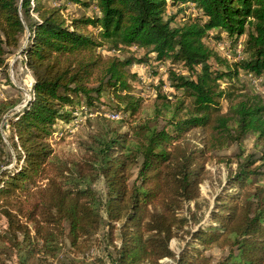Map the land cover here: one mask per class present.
<instances>
[{"label": "trees", "instance_id": "obj_1", "mask_svg": "<svg viewBox=\"0 0 264 264\" xmlns=\"http://www.w3.org/2000/svg\"><path fill=\"white\" fill-rule=\"evenodd\" d=\"M59 2L0 0V75L11 84L6 60L21 49L33 79L20 109L19 99L0 98V264H63L66 242L71 264H107L76 255L102 239L111 264H264V98L247 91L220 106L241 72L264 75V0ZM68 4L97 13L66 15ZM226 40L243 43V60L226 59L217 47ZM132 46L144 57L111 53ZM150 60L183 65L186 74L169 78L189 102L163 96L138 119L129 67ZM103 93L127 117L97 116L77 153H55L56 126L104 103ZM249 135L255 150L245 153ZM232 144L235 168L209 206L199 188L206 163ZM172 239L183 241L178 252ZM212 247L227 253L213 262Z\"/></svg>", "mask_w": 264, "mask_h": 264}, {"label": "rangeland", "instance_id": "obj_2", "mask_svg": "<svg viewBox=\"0 0 264 264\" xmlns=\"http://www.w3.org/2000/svg\"><path fill=\"white\" fill-rule=\"evenodd\" d=\"M43 2L47 5H58L59 0H43ZM173 9L169 8L168 11H172ZM184 12L191 13L192 10L190 8L186 9ZM64 13L66 15L75 14L80 15L82 13L88 14V15H95L97 12L94 8H83L81 6L77 5H70L68 4L66 6V9L64 10ZM182 23V17L181 14H179L177 17H175V23ZM172 23V24H173ZM26 34L24 35L22 39V43L25 44L26 42ZM212 41H207V43H211ZM221 43V42H220ZM108 47V46H107ZM217 47L220 49L219 43L217 44ZM17 50L15 53L10 54L7 57V63H8V75L9 80L11 84H8L6 82V79L0 75V98L2 99H19L20 103L15 107L16 109H20L22 105H24L30 96L31 93V85H32V76L29 73V71L25 68L23 63L21 62L22 56H17ZM104 55H109L110 50L101 48L100 50ZM221 52L223 50H220ZM111 53H114L118 55L119 57L123 58L128 56L129 54H134L136 57H144L145 50L140 48L127 47V48H119L117 50H112ZM148 57H151L150 55H147ZM231 63V62H230ZM129 71L131 74L134 75L132 79V85L134 87L133 94L136 96L141 97L142 103H141V111L137 115L140 119L141 117L149 116L151 112H153L154 107H161L162 104V97L165 96L168 101H171L172 106L175 105L177 102V98L184 99V103L187 104L189 102L188 97L183 98V93L179 90H176L174 87L171 86L170 81V72L176 71L179 74H186V70L183 67L181 63H174L171 64L169 61H145L142 63H135L132 64L129 67ZM241 72V71H240ZM240 81L237 84L240 86V88L235 89L233 93V97L230 100L227 99H220V106L221 111L226 112L229 108V104L235 100H237V95L245 92H255L262 95L264 98V80H258L256 82H252L248 80L243 72L239 75ZM227 84L223 83L222 87H225ZM104 100L103 104L105 106V109L107 111L116 110L119 111L121 114V119L126 118L127 114L118 109L116 107V103L113 101L112 97L108 95V93H103L102 97ZM98 104V105H99ZM97 105V106H98ZM96 107V106H95ZM91 108H94V106H91ZM118 121V120H116ZM159 123H163V121L160 119ZM62 123H59L56 128L62 131V134L60 136H57L56 138L51 137V145L53 147V150L57 154H73L77 153L79 151V142L87 137L89 132L93 131L95 129L96 119L91 118L87 120L85 123L78 126L73 132H69L65 128L62 130L61 127L63 125H60ZM124 129H126L124 127ZM197 135V131L194 132V134L190 135V138L195 141V137ZM254 136L249 135L247 138L243 140L241 143V146L245 149V153H250L255 150L254 148ZM239 151L236 144H232L228 146L227 148H224L222 150L217 151L216 158L213 160H210L208 163H206V171L207 175H205V179L202 181V183L199 185L201 198L203 200L209 201V206L212 205L214 195L216 192H218L223 184L224 180L226 178V175L230 169L235 168V159L236 153ZM230 162H229V161ZM260 180L264 182V177H260ZM95 188L99 193L104 192V182L102 179H99L95 183ZM190 208L193 207V203L190 202L188 205H186ZM205 218L202 220V222L207 221V215L208 210L205 206ZM103 231L101 230L98 237L102 238ZM98 238V239H99ZM183 244V241L172 239L170 242V248L178 252L180 245ZM67 242L66 246L63 249V252L61 254L60 260L63 264H71L69 261V255L70 252L68 251ZM113 255V249L106 242V240L102 239L101 241L95 242L92 246L89 248H85L81 252H77L76 255L78 258L83 259L84 257L86 260H89L90 257H93L94 255L97 256H103L105 259V262L107 264H111L109 261L108 254ZM206 254H210L213 257V262L217 261L220 257L224 256L227 253V250L220 249L217 247H212L206 250ZM162 261L170 262L168 258L163 259ZM59 262H55L54 264H58Z\"/></svg>", "mask_w": 264, "mask_h": 264}, {"label": "built area", "instance_id": "obj_3", "mask_svg": "<svg viewBox=\"0 0 264 264\" xmlns=\"http://www.w3.org/2000/svg\"><path fill=\"white\" fill-rule=\"evenodd\" d=\"M219 46L221 47L220 50H223V55L230 62L241 61L245 56V52L243 51V43L241 41H238L235 44H231L230 41L226 40L224 42L219 43ZM243 74L248 80L252 82L264 80V75H255L248 71H243ZM97 116H101L109 120H119L121 118V114L119 111H107L103 104H99L94 108L88 106H81L73 111L72 119L67 122H63L60 125H63V127H61L62 130H64L63 128H65L69 132H73L78 126L85 123L87 120L95 118ZM61 134L62 131L59 130L58 127V129L56 128V130L54 131L52 137L56 138Z\"/></svg>", "mask_w": 264, "mask_h": 264}, {"label": "water", "instance_id": "obj_4", "mask_svg": "<svg viewBox=\"0 0 264 264\" xmlns=\"http://www.w3.org/2000/svg\"><path fill=\"white\" fill-rule=\"evenodd\" d=\"M21 52H22V50L20 49V50L17 52V56H20V55H21Z\"/></svg>", "mask_w": 264, "mask_h": 264}]
</instances>
